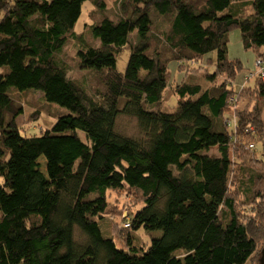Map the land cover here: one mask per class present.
I'll return each mask as SVG.
<instances>
[{"label":"trees","instance_id":"16d2710c","mask_svg":"<svg viewBox=\"0 0 264 264\" xmlns=\"http://www.w3.org/2000/svg\"><path fill=\"white\" fill-rule=\"evenodd\" d=\"M87 1L0 0V264H255L264 149L262 169L250 165L264 139V82L256 71L238 91L217 80L242 69L228 54L235 28L264 60V0L239 16L237 0H122L116 19L91 0L101 9L87 24L95 43L76 38L81 66L108 63L92 70L95 87L71 78L60 58ZM211 52L203 85L186 65ZM172 61L189 76L173 88L175 112L174 100L164 104ZM32 92L68 113L28 136L17 118L20 96ZM121 115L137 120L139 137L117 131ZM124 191L140 205L118 222L108 192Z\"/></svg>","mask_w":264,"mask_h":264},{"label":"rangeland","instance_id":"374dc122","mask_svg":"<svg viewBox=\"0 0 264 264\" xmlns=\"http://www.w3.org/2000/svg\"><path fill=\"white\" fill-rule=\"evenodd\" d=\"M122 0H100L99 2H105L106 5V12L114 19L120 16V5ZM30 5V4H26ZM235 9L239 10L238 13H235L237 16L239 15H247L249 12L252 11L251 6V0H237L233 2V5ZM23 8L26 9V12L29 13L32 12L33 8H27V6H23ZM35 11V9L33 10ZM96 12L97 14L101 13V9L98 8L96 5L94 6L92 4L91 0H88L85 2L83 6V14L77 24L74 28V34L72 35L71 39L65 46L63 52L60 55L61 60H63L66 64H68L70 69V77L73 79H76L77 81L82 80L86 78L88 80V86L95 87V73L92 72V70H98L100 71L103 67H107V62H87L84 63L82 66L79 64L77 52L79 50L84 49L83 43L76 38V34L85 35V41H88L90 43L92 42V37L89 34L88 25L94 23L91 17V13ZM233 10L229 9L226 10V13H232ZM224 13V12H223ZM155 20L157 22H162L156 15ZM87 25V26H86ZM162 27H166V24L162 22ZM134 37V36H133ZM228 54L229 58L231 60L239 61L242 64V69L237 74V76L233 78H225V76L219 77L217 80V83H220L221 81L223 83H227L232 87V89L238 91L242 87V85L246 82L247 78L253 74L256 71L255 67V61L257 58V52L253 49H245L242 39H241V31L239 28H235L230 33V41L228 44ZM129 51L127 50L122 55H120L116 61L117 67L119 71L123 72L126 67L127 59L129 58ZM217 54L215 52L208 53L200 58V60L195 64L193 62L188 63L186 66L187 68L193 67L195 70H197V74H200L199 83H202L203 85L208 84L206 77L204 76L207 74H214L215 71V61H216ZM169 72H170V78H169V84L167 86V89L165 90L164 99L165 103H170L171 101H175V103L170 104V111L169 112H175L178 106V96L173 95V88L178 84L183 82L185 79H187L188 72L186 70L180 69V65L177 61L169 62ZM193 79V78H190ZM256 83V80H253L249 82V86H252ZM34 91V90H31ZM175 97V98H174ZM174 98V99H173ZM21 102L24 104V114L17 118V124L18 126L24 131L25 135L31 136V135H40L42 131L45 128H51L54 122L56 121V117L60 116L63 113H68V110L65 108H62L56 104H52L49 107H44V101L42 99V95L40 92H32V93H22V96H20ZM232 100V99H231ZM35 102L39 103L37 105ZM39 110L38 115H35L34 117H31V113L35 112L36 110ZM33 118V120H32ZM117 131L123 135L130 136V137H139L140 136V130L137 123V120L133 117L121 115L118 118L117 122ZM255 143V141L253 142ZM256 150L252 152L251 155L253 156V163H251L250 167L254 170H261L262 160H260V157L262 158V154L258 155V150L263 151L264 149V139L259 142V144L255 143ZM213 149L211 153H215ZM233 154V152H232ZM258 157V159H257ZM42 164V170L44 171V160H40ZM264 186V185H263ZM108 201L112 203L111 206H117V208L121 211V214L118 212H114L111 216L112 219L117 220L120 222L123 220L124 216L127 215V210H131L132 212L135 211L139 205L140 202H137L135 197H128L126 195V192L122 193L121 197L117 196L114 192H108ZM127 206V207H125ZM134 209V210H133ZM1 214V212H0ZM106 226L101 224V228L104 231V234L107 235V232L105 231ZM142 240L146 243L145 245L148 246L150 243V236L143 234L141 236ZM139 245H144L141 243L140 239L136 241ZM261 253V252H260ZM260 257V254H259ZM259 263V258L255 262V264ZM254 264V263H251Z\"/></svg>","mask_w":264,"mask_h":264},{"label":"built area","instance_id":"2783aa9c","mask_svg":"<svg viewBox=\"0 0 264 264\" xmlns=\"http://www.w3.org/2000/svg\"><path fill=\"white\" fill-rule=\"evenodd\" d=\"M255 67H256V75L260 77V79L264 82V60L262 59H257L255 62ZM250 148H254V145H250ZM127 214V213H126ZM128 226V225H126Z\"/></svg>","mask_w":264,"mask_h":264},{"label":"water","instance_id":"95a60500","mask_svg":"<svg viewBox=\"0 0 264 264\" xmlns=\"http://www.w3.org/2000/svg\"><path fill=\"white\" fill-rule=\"evenodd\" d=\"M258 264H264V248L262 249L259 257V263Z\"/></svg>","mask_w":264,"mask_h":264}]
</instances>
